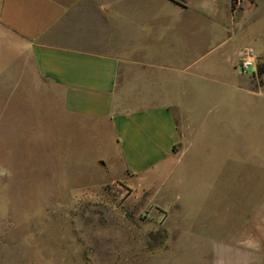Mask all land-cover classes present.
<instances>
[{
  "label": "rangeland",
  "instance_id": "rangeland-1",
  "mask_svg": "<svg viewBox=\"0 0 264 264\" xmlns=\"http://www.w3.org/2000/svg\"><path fill=\"white\" fill-rule=\"evenodd\" d=\"M253 16L256 54L264 2ZM11 48L0 37V264H264V76L239 60L160 71L169 97L145 100L188 121L174 156L131 181L96 161V122L63 113L25 45L19 64Z\"/></svg>",
  "mask_w": 264,
  "mask_h": 264
},
{
  "label": "crops",
  "instance_id": "crops-1",
  "mask_svg": "<svg viewBox=\"0 0 264 264\" xmlns=\"http://www.w3.org/2000/svg\"><path fill=\"white\" fill-rule=\"evenodd\" d=\"M262 2L234 8L231 0H0V37L18 64L25 45L38 77L59 90L63 113L96 122V149L106 153L96 161L105 158L108 175L144 181L174 156L179 123L187 120L169 104L145 100L169 97L158 74L195 76L199 63L234 65L238 51L255 54L244 41ZM257 38L264 46V30Z\"/></svg>",
  "mask_w": 264,
  "mask_h": 264
},
{
  "label": "built area",
  "instance_id": "built-area-1",
  "mask_svg": "<svg viewBox=\"0 0 264 264\" xmlns=\"http://www.w3.org/2000/svg\"><path fill=\"white\" fill-rule=\"evenodd\" d=\"M244 0H231L234 8L239 7ZM257 57L251 50H245L239 59L240 68L243 73H247L249 69L255 72Z\"/></svg>",
  "mask_w": 264,
  "mask_h": 264
},
{
  "label": "trees",
  "instance_id": "trees-1",
  "mask_svg": "<svg viewBox=\"0 0 264 264\" xmlns=\"http://www.w3.org/2000/svg\"><path fill=\"white\" fill-rule=\"evenodd\" d=\"M256 75L260 78L262 76H264V58L262 60V63H258L256 65V71H255Z\"/></svg>",
  "mask_w": 264,
  "mask_h": 264
}]
</instances>
